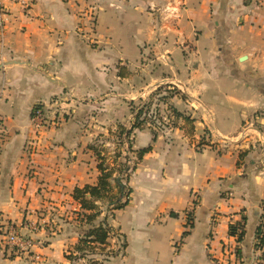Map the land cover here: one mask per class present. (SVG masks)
<instances>
[{
    "label": "crops",
    "instance_id": "obj_1",
    "mask_svg": "<svg viewBox=\"0 0 264 264\" xmlns=\"http://www.w3.org/2000/svg\"><path fill=\"white\" fill-rule=\"evenodd\" d=\"M31 1L8 2L0 34V264H71L73 192L100 174L86 147L164 84L181 89L171 101L194 129L175 115L169 131L135 129L134 147L152 149L107 216L127 245L105 264H264V0ZM67 92L87 99L74 121L38 137L33 105ZM91 113L97 127L82 128ZM243 216L238 241L229 227ZM8 223L34 238L30 251L6 240Z\"/></svg>",
    "mask_w": 264,
    "mask_h": 264
},
{
    "label": "rangeland",
    "instance_id": "obj_2",
    "mask_svg": "<svg viewBox=\"0 0 264 264\" xmlns=\"http://www.w3.org/2000/svg\"><path fill=\"white\" fill-rule=\"evenodd\" d=\"M31 3L30 7L32 6V1L29 0ZM11 13V12H10ZM10 15V14H9ZM89 17V24L94 29V26L96 24L97 16L95 13V9H91L88 13ZM8 22V20H7ZM6 22V23H7ZM7 25V24H6ZM5 28L0 30V34L2 35ZM144 76H147L145 72H138V75L135 79V81H141L144 79ZM165 86V85H164ZM172 87H169V90H162L159 91L158 89L154 90L147 98L138 97L135 100H127L125 102V116H119L116 121L113 124L108 125H102L103 130L102 132H98L99 134L95 135V138L90 141L88 146L86 147L87 151H90L93 156L95 157L96 161H99L100 159L96 155V151L91 147L97 146L101 150V154L104 157V164L112 169L113 175L118 176L120 183L123 185L125 184L127 186V189L129 188V193L132 192V187L129 185V178L128 173L125 171H122L123 165L128 164V166H133L134 161L136 160V151L139 148L134 147V134L135 129L130 131L129 133H126V131L131 130L133 124L136 119V112L138 109L143 107V113L141 114L139 120L145 121V126H149L153 129L154 132H166L169 131L171 127L173 126H180V123L178 118H171V116L174 115L172 112V107H174L172 103V98L174 97H185L184 94L181 92V89L178 87H174V85L171 84ZM168 100L164 99L165 97H168ZM85 98L80 97L79 95L74 94L73 92H67L61 95H56L52 98L49 105H46V103H43L42 101L36 102L31 111V120H32V126L35 134L40 137L42 133L45 131L51 129V128H58L62 125L64 122H68L70 119L74 121L77 107L80 103L85 102ZM41 109L43 118L41 119V123L35 118V110ZM80 116V115H79ZM90 121H88L85 125L81 124L82 128L85 129H95L98 122L96 121V114H90L89 117ZM125 123V124H124ZM181 123H184L185 125H188V128L194 129V125L192 124V120H183ZM121 125L123 130L121 129ZM256 125V124H255ZM101 126V127H102ZM191 126V127H189ZM257 126V125H256ZM121 133V134H120ZM261 142V141H260ZM132 173V172H131ZM130 173V174H131ZM119 183V182H118ZM114 179H111V190L109 192V197L105 198L104 201H101L99 203V209L101 208L102 213L106 215V217H99L98 220L104 219L107 220V216H112L114 214L113 211V204L112 201L117 199H123L124 195L121 196V190H120V184H118ZM198 200H196L197 203ZM82 211H74L73 218H72V226L74 224L78 225L77 227H80L77 233H79L80 237L85 234V232L88 230L89 223L85 222L84 218H81V214H79ZM82 220V221H81ZM48 221H42L41 224L48 225ZM39 224V223H38ZM113 232H111V236L109 238L110 245L107 247H100L97 246L91 254L92 255L91 264H105L106 261H108L112 256L111 253H109V259L105 253L107 252H113L117 249L124 250L125 248H122V244L126 241V238L122 236V234L116 230V228H113ZM80 239V238H79ZM114 239V241H112ZM77 244V243H76ZM75 247V246H74ZM73 247V248H74ZM71 251V250H69ZM120 251V252H121ZM76 251H73V258L70 259L71 261L76 259H85L86 257L83 256V254L76 253ZM86 254V253H85ZM98 258V259H96ZM89 259L86 258V261L89 262ZM83 263V261L80 262V264Z\"/></svg>",
    "mask_w": 264,
    "mask_h": 264
},
{
    "label": "trees",
    "instance_id": "obj_3",
    "mask_svg": "<svg viewBox=\"0 0 264 264\" xmlns=\"http://www.w3.org/2000/svg\"><path fill=\"white\" fill-rule=\"evenodd\" d=\"M125 73L122 72V75ZM165 85V86H164ZM156 88L159 91L162 90H169V87L171 86L170 84H164ZM170 96L165 97L166 101L168 100ZM172 112L174 113L175 117L178 118H183L185 120H190L191 118L183 112L179 111L177 108L172 107ZM143 113V107L137 110L136 112V119L137 121L134 122L131 130L126 131V133H129L133 129H142L145 127V122L140 121L139 118L141 114ZM123 125H121V129ZM156 133V132H155ZM121 134V133H120ZM96 152L97 157L100 159L98 161V169L100 171L99 177H98V182L96 184H86L84 186H77L74 189L73 192V197L76 201H78L81 204V209L82 212L81 218L85 219V222L89 223L88 230L85 232L83 236L80 237L78 243L75 245L74 250L77 251V253L83 254V256L88 257L89 254L93 252V250L97 247H107L110 245L109 238L111 236V232H113V227L108 223L107 220H98L100 215L102 214L101 208L99 209V203L101 201H104L105 198L109 197V192L111 190V179H114L118 184H120V190L121 193H123L124 198L123 199H117L113 200V211L116 209L123 208L125 205L128 204L129 202V188L127 189V186L125 184H121L118 176L113 175L112 169L108 168L104 164L103 156L101 150L97 146H91ZM152 149L151 145L139 148L136 151V160L134 161L133 166H128V164L123 165V168L121 169L122 171H125L129 175L130 173L133 172L137 164L142 160L144 155L149 152ZM246 216H243L242 221L237 222L235 224H230L229 227V233L231 235H235L237 237L238 241H242L244 234H245V223H246ZM82 221V220H81ZM190 227L194 225V219L193 217L190 218L189 222ZM189 233L188 231L184 232V236H186ZM257 238H258V243L257 246H264V203H263V211L261 214L260 222L257 227ZM127 245V241H125L122 244V248H125ZM121 250L117 249L116 251L113 252H107L105 253L109 259V253L112 255H118ZM86 253V254H85ZM73 254H67V257L69 259L73 258ZM91 259V258H90ZM96 264V263H95Z\"/></svg>",
    "mask_w": 264,
    "mask_h": 264
},
{
    "label": "built area",
    "instance_id": "obj_4",
    "mask_svg": "<svg viewBox=\"0 0 264 264\" xmlns=\"http://www.w3.org/2000/svg\"><path fill=\"white\" fill-rule=\"evenodd\" d=\"M8 2H13L20 4L23 8H30L31 3L29 0H0V30L6 27V22L8 20V16L10 14V7ZM35 118L41 123V119L43 118L42 110L36 109L35 110ZM6 240L17 250L22 251H30L34 245L35 241L32 236L29 235H21L16 231L15 225L13 224H6ZM2 221L0 220V231L3 229ZM84 259H76L71 262V264H80L81 261Z\"/></svg>",
    "mask_w": 264,
    "mask_h": 264
},
{
    "label": "water",
    "instance_id": "obj_5",
    "mask_svg": "<svg viewBox=\"0 0 264 264\" xmlns=\"http://www.w3.org/2000/svg\"><path fill=\"white\" fill-rule=\"evenodd\" d=\"M121 196H123V193H121Z\"/></svg>",
    "mask_w": 264,
    "mask_h": 264
}]
</instances>
